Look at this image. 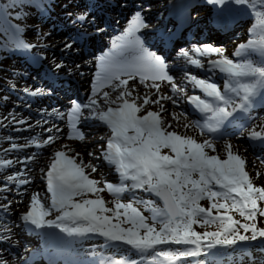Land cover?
Segmentation results:
<instances>
[{"label":"snow or ice","instance_id":"6c2138e0","mask_svg":"<svg viewBox=\"0 0 264 264\" xmlns=\"http://www.w3.org/2000/svg\"><path fill=\"white\" fill-rule=\"evenodd\" d=\"M206 2L224 6L229 0ZM231 2L251 9L256 19L252 29L254 38L247 44L239 45L235 55L243 56L245 52L254 51L264 58V0ZM25 4L43 7L38 0H0V23H7L8 17L12 15L11 9ZM15 18L21 19L19 12ZM72 23L76 28V37L70 36L63 45V49L69 52L79 46L78 37L87 36V28H94L97 33L104 31L97 26L96 19L87 13L76 16ZM13 27L16 31L20 30L18 26ZM148 27L143 16L137 13L125 33L113 44V49H118L119 55L108 53L99 57L101 74L97 77L98 88L107 87L111 92H102V104L101 99L96 98L97 92L94 90L93 98L87 104L74 105L69 121L73 129L70 139H84L76 127L77 122L84 117L82 109L89 110V118L97 119L108 127L110 134L102 155L109 164L115 166L121 183L114 185L104 182L101 187V181L90 178L91 172H95L96 168L82 160L78 162L79 153L68 155L72 150L65 145L63 148L67 151L55 152L46 174L51 206L47 207L38 195H33L28 210L21 217L22 221L38 229L55 227L69 234L97 233L109 241H122L139 252L154 250L158 245L166 244L194 246L154 251L152 264H178L189 257L199 256L204 248L231 247L238 242L264 239V228L257 226V218H264V208L260 207V203L264 202V186L254 184L253 178L246 171V159L234 151L231 143L225 144V158L222 159L219 155L210 154L217 151L212 140L201 141L169 130L172 125L165 122L162 115L165 109L161 101L172 100V97L160 93L161 83L158 82H167L173 93H183L184 89L168 74L165 60L149 52L137 35L141 29ZM16 47L28 49L33 46L18 41ZM192 52L200 57L209 54L221 57L209 63L230 77L222 91L216 83L199 79L195 75L189 76L190 82L209 98L204 99L198 95L187 97L197 110L206 114L205 123L196 124L195 127L200 128L201 135L205 132H217L225 120L238 109L245 110L258 92L264 89V59L256 63L245 58L242 62L234 63L224 55L222 49L211 45L194 47ZM125 53L134 55L129 60ZM180 55L196 67L204 66L200 59L192 57L188 51L182 50ZM55 67L60 69L63 64H56ZM137 75L145 88L155 89V92L143 96L134 94L135 87H130L129 82L135 80ZM40 91L37 89L31 95H37ZM112 93H116L115 97ZM153 96L156 98L153 99ZM172 102L176 103L175 100ZM150 105H159V110H151ZM172 118L179 120L175 114H172ZM184 127L192 126L185 124ZM249 135L254 140L264 141V127L260 131L251 130ZM55 139L49 136L43 141V145L52 144ZM31 145L41 146L33 139L25 145L14 144L12 147ZM13 163L11 160L0 159V168L10 167ZM260 175L257 171L256 179ZM18 176L19 174L8 176L7 180L18 185L27 183ZM124 181L131 183L126 184ZM216 186L220 190H214ZM3 190H7V187L0 189ZM105 190L116 197L113 207H108L103 197L75 199ZM135 190L154 193L163 200L164 206L159 207L153 201H120L122 193ZM205 199L210 202L207 208L200 203ZM134 203H144L154 213L153 220L161 217L160 227L147 223V218ZM0 207L6 208L4 205ZM52 210L60 214L55 219H46ZM232 213L238 214L241 219H236ZM113 220L117 222L114 223ZM65 221L74 226L70 227ZM123 224L131 226L122 227ZM197 224L201 227L215 224L216 230L198 232L194 228ZM0 229L11 231L5 225H0ZM3 239L5 237H0V240ZM0 264H7V261L0 260ZM110 264L135 262L115 260Z\"/></svg>","mask_w":264,"mask_h":264},{"label":"rangeland","instance_id":"374dc122","mask_svg":"<svg viewBox=\"0 0 264 264\" xmlns=\"http://www.w3.org/2000/svg\"><path fill=\"white\" fill-rule=\"evenodd\" d=\"M45 0H38L40 4L43 5ZM137 4L130 8V11L127 13V18L125 24L128 23V20L132 17L131 15H136L139 13L143 16L144 19H148L149 15L153 12L150 9V5L148 1L151 0H135ZM157 0H152V2H156ZM87 3L85 6L87 10H89L90 5H93L94 0H50V6L47 9V13L49 14V20L46 22L39 20V17L34 16L37 15L38 8L35 4H25L16 9H11L10 12L12 15L8 17L7 23H0V159L3 160H11L14 163L7 168H0V189H4L5 186L7 190L0 191V205H4L5 207H0V225H5L11 229V231H4L0 229V237H5V239L0 240V244L2 242L8 240L6 236H9L12 239L10 244H13L15 235H11L13 230L15 231L16 222L19 223V227L22 228L24 226V221H22V215L28 210L31 198L33 195H38L39 198L47 207L51 206V193L48 191V186L45 183L46 174L49 170V167L54 159V154L58 150H66L63 146L66 142L59 136L58 131H55L50 127L48 123L49 112L45 111L43 114V108H39L38 106L32 105L28 100L31 95V92L36 91L37 89L41 90L39 94L40 96H44L43 100L49 103L50 99L47 96L49 92L43 87L44 79H38L34 72H29L26 70L27 63L23 65L21 62V58L19 57V61L16 60L15 57L20 55H24L19 51L18 47H16V43L18 41L23 42L25 44L32 45L33 47L28 48L30 51H34L36 49H42L43 56H46V52L50 55H47V59L49 57H53V63L51 65L55 67L56 64H63V67L67 69V71L71 72L73 75L79 77L81 75H86L88 71L87 66L82 65V62H78V59H69L68 56H74V53L83 50L85 44L83 43L82 36L78 37L79 46L72 51H66L63 49V45L68 37L65 32L66 24L74 19L77 14H75L74 9H77L80 4L77 3ZM203 2V10L193 13V23L197 25V27L201 30H193L191 31L190 40H191V48L188 51L190 55L194 58H198L203 62V67H199L194 69L193 72L189 71L188 66L190 63L185 57H182L180 54V49L178 46L168 54V58L166 60L169 62L168 68L173 69L169 70L172 76H176L178 73L175 72L177 69L175 67H179L183 69V73H181L180 82L176 83L181 88H189L188 91H184V93L176 92L173 93L170 85L162 92V95H168L172 97V100H175L174 104L172 100H164L161 103L164 104L165 111L163 112V116L165 118V122L167 124H171L172 127L169 130L176 131L182 135L192 136L198 140L210 139L216 144L217 151L216 153H210L214 155H219L222 159L225 158L224 146L226 143H231L233 145L234 151H237L242 157L246 159V171L249 172L251 177L253 178V182L256 186H264V141L254 140L250 137L249 133L251 130L255 129L260 131L262 127H264V89H261L256 97L252 100L251 104L246 107L245 110L236 112H241L238 118L247 116V121L239 124L235 127V130L229 131L231 136L214 134L217 132H205L201 135L200 128L195 127L196 124L203 125L204 123H198L197 120L188 112L186 107V99L187 95L194 92V84L190 82L189 76L195 75L197 78L208 80L212 83H216L218 87L223 91L225 83L230 79L227 73H218L216 76L208 73H204L206 63L211 58L219 57L215 54H209L203 57L198 56L196 53L192 52L194 47L203 48L204 46L211 45L216 48H220L224 51V55L232 59L234 63L242 62L243 59L247 58L256 63H259L261 57L259 52L248 51L245 52L243 56H236L235 53L239 49V45L247 44L250 39L254 38V33L252 29L256 24V19L253 11L246 6L235 5L229 0V2L224 6L213 5L209 7V4L206 0H200ZM127 2H124L125 5ZM166 4V0H165ZM222 7L225 10H228L235 17L233 21L229 23L230 27L233 28L232 33L228 34L224 32L221 28L218 30L215 29L216 24L210 19L213 15V8L218 9ZM51 8V9H50ZM207 8V9H206ZM212 8V9H211ZM50 9V10H49ZM206 9V10H205ZM19 12L21 19H16V13ZM151 12V13H150ZM92 12L88 13L91 17ZM81 15V14H80ZM166 16V11L164 16ZM61 19L64 22H61ZM13 26H18L19 31H16V28ZM98 27L103 28L104 30H113L111 32V36H115L119 31V27L116 29L107 28L105 25H97ZM154 26L149 27L147 30H153ZM146 30V31H147ZM145 33V31H142ZM122 33V32H121ZM224 33V34H223ZM100 34L105 35L107 33L101 32ZM59 35L61 36L59 41H54L52 44L49 42V39L52 38L50 36ZM119 35V33H118ZM145 35V34H144ZM67 36V37H66ZM140 36V35H139ZM218 36V37H217ZM50 37V38H49ZM71 37H76V35L72 34ZM220 37V38H219ZM146 39L144 37V40ZM30 41V43H28ZM35 42L36 45L34 44ZM145 44V43H144ZM51 45H56L51 46ZM87 47V46H86ZM107 47L106 44L103 45V49ZM149 51V50H148ZM151 52V51H150ZM15 53V55H14ZM90 58L96 59L93 52L88 53ZM3 56H5L3 58ZM41 58V57H40ZM46 59V60H47ZM85 59V58H84ZM28 64L33 63V60L30 57H27ZM71 61L72 63H69ZM42 62V60L40 61ZM25 66V67H24ZM62 68V67H61ZM76 71V74L74 73ZM96 69H93L91 74L89 75L87 83L82 85V82L75 80L74 81L79 85L80 91L89 88L92 85V80L94 78ZM173 73V74H172ZM46 75V74H45ZM51 77L45 76V79L52 82L55 79H50ZM213 79V81H211ZM42 80V81H41ZM174 81V80H173ZM48 83V82H47ZM53 83H49L51 86ZM90 85V86H89ZM87 88V89H88ZM27 89V91H26ZM144 86L142 88H137L135 86V93L140 96L145 94H152L154 92L148 91ZM60 91H58L59 94ZM187 96V97H186ZM115 97V96H114ZM63 98L57 99L52 103L53 108L59 105H63ZM156 97L154 96V99ZM235 98V97H234ZM68 101L66 102V116L68 117L70 107L72 105L71 96L66 98ZM237 102H239L238 98ZM65 102V101H64ZM84 105V99H82ZM103 104V103H102ZM56 105V106H54ZM151 110H159L158 105H150ZM46 108V107H44ZM55 109H60V107H56ZM235 112V113H236ZM89 110H84V117H82L79 122H77L76 127L79 129V132L83 135L84 139L82 140V145H85L84 153L91 152L94 147L101 146L100 150L102 151L104 145L103 140L106 137L104 130L99 127H95L93 124V119L88 117ZM172 114H175L179 117V120H173ZM253 114V115H252ZM230 118V117H229ZM228 118V119H229ZM228 119L224 121V126ZM23 121V123H21ZM63 124L62 122H59ZM188 124L192 127L185 128L184 125ZM222 127L220 128V130ZM213 134V135H212ZM228 134V133H227ZM49 136L55 137V142L49 145H43V141L46 140ZM35 139L38 143L41 144L40 147L35 145H31L28 147L22 148H13L12 145L22 146L27 144L30 140ZM251 142L255 143L257 148L253 149ZM63 145L60 148V144ZM54 147V149H52ZM7 150V151H6ZM166 151V150H165ZM69 153V152H68ZM74 155L73 153H69ZM92 157L94 161H89L95 168V172H91L90 169H86V171L91 172L90 178L101 181V187L104 182H109L114 185H119L121 180H118V176L115 172L114 168H111L107 164H105L104 157H95L93 154L89 155ZM79 157H83L87 159L88 156H84L79 154ZM88 163V164H89ZM99 169L102 172H99ZM104 169V171H103ZM98 171V172H97ZM259 171L261 173L259 179H256V172ZM100 173V175H98ZM20 180L27 181L24 184H17L15 182H9L7 180L8 176L17 175ZM96 174V176H95ZM108 174V175H106ZM126 184H130L131 181H124ZM214 190H220L218 186L214 187ZM154 193L145 192L143 190H135L126 191L122 193L119 197L120 201L123 203L135 202V201H153L155 205L159 207H163V204L157 200ZM98 197H103V199L107 202L108 207H113V201L116 197L109 193L107 190L104 192L96 193L95 195L89 193L85 197H77L75 199L81 200L84 198L96 199ZM201 205L207 208L209 206V201L207 199L200 201ZM134 206L138 207L142 214L147 218V223L152 220V224L157 228L160 227L159 221L162 219L161 217H157L156 220H153L154 213L145 206L144 203H134ZM260 207L264 208V202L260 203ZM60 213L52 210L51 215L46 217V219H55L57 215ZM150 214V215H149ZM107 215H113V213H107ZM236 219H241L238 214L232 213ZM113 222H117L113 220ZM130 224H123L122 227H130ZM257 226L264 228V218H257ZM194 228L198 232L204 231H215L216 225H209L205 227H201L199 224L194 225ZM24 231V230H23ZM143 230L141 229V232ZM243 231V230H241ZM250 235V233H248ZM89 241V238H87ZM102 238L97 237L95 243L92 246H96L98 242L101 241ZM264 240V239H258ZM106 241V240H105ZM121 242L124 246L120 249V251H110V249H101L98 248L99 251L105 253L104 255L109 257L110 255H126L128 258L127 262H135V264H152V258L154 251L159 250H169L176 249L182 247H194L193 245H175V244H166V245H158L156 249H150L145 252H139L136 249H133L131 246H127V244ZM252 241L247 242H238L235 246H217L213 249L204 248L201 251V254L196 257H189L185 260L178 262V264H213V260L215 263L217 262V257L220 255H227L232 252H239L249 250L252 245H244ZM108 248L110 244L108 241L105 242ZM205 244L207 242H204ZM86 244V243H85ZM263 246L261 244H254V246ZM13 246L2 245L0 246V260L1 254H5L8 257L14 255L10 252ZM261 249V248H259ZM13 250V249H12ZM29 250V247L27 248ZM28 253V252H27ZM23 256V260H27L30 257V254ZM102 259H106L104 256ZM161 259L162 258H158ZM122 260V259H121ZM22 261V260H21ZM123 261V260H122ZM19 261H14L13 264H18ZM103 264V262H100Z\"/></svg>","mask_w":264,"mask_h":264},{"label":"bare ground","instance_id":"6f19581e","mask_svg":"<svg viewBox=\"0 0 264 264\" xmlns=\"http://www.w3.org/2000/svg\"><path fill=\"white\" fill-rule=\"evenodd\" d=\"M124 2H127L125 5H123ZM149 5H150V9L152 10L148 19H144L145 22L149 25V27L154 26V28L152 29H163L164 31H166L167 29V21H170V19H164V13L165 11H167V6L165 5V0H157L156 2H152L148 1ZM136 3L135 0H94L93 3V11L92 8H89V10H87V7L85 6V4H83V6L78 7L77 9H74L75 14L80 15V14H84V13H93L91 17H94L96 19V24H100V25H105L108 29L109 28H113L116 29V27H119V31L123 32L122 34H120L119 37H121L126 29L130 26L131 21L135 19L136 15H131L132 17L128 20V23L125 24L127 13L130 11V8L133 7ZM199 9L200 11L203 10V6L200 2V0H192V5L189 9V13L190 12H195L196 9ZM207 9V8H206ZM205 9V10H206ZM234 16L230 15L229 16V21H233L234 20ZM73 19L68 22L66 24V29L67 31L65 32V34L69 37L72 34L76 35V28L73 27V23H72ZM61 22H64L61 19ZM148 27V28H149ZM146 28V29H148ZM193 29H197L200 30L197 25L193 24L189 29L186 30V32L183 34L185 35L186 33H190ZM216 30H218L217 27H215ZM143 29L140 30V32H142ZM87 37H83L84 40V44H85V48L81 51H78L77 53H74L75 57H71L68 56L69 59H78V62H82V65H85L88 67V69H94L95 67H97V69L99 70V72H101V67H100V60L98 59H93L90 58L91 56L88 55L89 52H91L95 47H98L99 45H101L102 43H110V51H115L116 54H119V50H114L113 49V44L114 42H118V38H116L115 40L112 39L111 36V32L113 30H104L103 32L107 33L105 35L100 34L101 32L97 33L94 28H87ZM201 31V30H200ZM138 32V33H140ZM167 32V31H166ZM155 36L154 31L152 30H147L146 33V37L151 39L153 38L152 36ZM66 36V37H67ZM52 37V38H50ZM49 38V42H51V44L54 41H59L61 36L59 35H54V36H50ZM156 37V36H155ZM162 38L161 37H157V39L155 40L156 44H160L161 43ZM185 40V36H183V39L180 41L182 42V44L184 43ZM51 46H56V45H51ZM87 46V47H86ZM144 47L146 48V45L144 44ZM191 47V45H190ZM147 49V48H146ZM24 51H28V49L24 48ZM165 52H167V50H163ZM108 52V53H109ZM107 53V54H108ZM44 54V53H43ZM46 57L47 55H50L49 53H45ZM126 57L131 60L132 56L134 54L132 53H125ZM53 58V57H52ZM51 57H49V60L45 59V61L39 66V69H36L35 67L31 66L29 68V72H34V75L38 78V79H44L46 82L43 83V87L47 90V92H49L47 94V96L50 99V102L47 103L45 102V100H43L44 96H40V95H34V96H30L29 98V102L32 105L38 106L39 108H43V114L46 115L44 112L47 111L49 112V118H48V123L50 124V127L52 129H54L55 131H58L59 136L63 139V141H65V144H68V148L71 149L72 151H70L69 153H73L74 155L76 153L82 154L84 156H88L87 159H84L83 157H77V161L79 162L80 160H82L85 164H88L89 161H94L92 159V157H90L88 155V152L84 153V149H85V145H82V140H78V139H70L69 137L73 135V129L72 126L70 124V117L66 116V102L68 101L66 98H63V103L65 104H61L59 106L56 107H60V109H55L53 108L52 103H54V101H57V99L60 97V95H66L69 94L71 96L74 97H82L84 99L83 94H87L86 96L88 98H90L91 96H93L94 90H96L97 92V99H101V95L103 91H109L111 92L110 88H103L100 89L98 88V81L97 78L94 80V84L92 86V88H90L89 90L86 91V89H84L83 91H80V87L79 85L74 81L78 80L80 82H82V85L87 83L89 75L92 73L91 71H88L86 75H81L79 77L75 76V75H71L70 72H67L66 67H62L60 69L57 68H53L51 63H53V59ZM85 58V59H84ZM69 63H72L71 61H69ZM24 64V63H23ZM27 70V68H26ZM74 73L76 74V71L74 70ZM46 74V75H45ZM169 74V73H168ZM170 75V74H169ZM182 74H179L178 76H175L174 79H179L181 78ZM45 76H49L52 79H55L58 81V85L53 86V84H51V86L49 85V83H51L49 80L45 79ZM62 76H66L68 77L67 79H64ZM171 76V75H170ZM50 78V79H51ZM122 78H126V77H122ZM42 81V80H41ZM48 82V83H47ZM130 87H135V86H144L143 84L140 83L139 80V76L137 75V78L135 80H131L130 82ZM146 83H152V81H146ZM161 83V89H160V93L164 92V90L167 88L168 83L167 82H158ZM148 91H152L154 92L155 89H151V88H147ZM147 90L145 89L144 92H147ZM58 91L59 94H58ZM116 93H112V96H114ZM57 98V99H56ZM207 99H209L207 97ZM90 100V99H89ZM65 101V102H64ZM88 103V100L85 102V104ZM101 103H103L102 99H101ZM163 104V103H162ZM164 105V104H163ZM46 107V108H44ZM72 108V107H70ZM240 115L235 116L236 122L241 119L238 118ZM59 122H62L63 124H60ZM93 123H97L96 121H94ZM231 127H225L223 129L222 132H226L228 130H230ZM229 134V133H228ZM226 133V135H228ZM232 134H229V136H231ZM63 145L60 144V148ZM101 146L99 145L98 147H94L92 149L93 152H91L89 150V153L93 154L95 157H103L102 151L100 150ZM52 149H54V147H52ZM67 151V149L65 150ZM68 153V154H69ZM104 171V169H103ZM98 172V171H97ZM99 172L101 173L102 170L99 169ZM100 173L98 175H100ZM108 175V174H106ZM96 176V174H95ZM109 183V182H108ZM150 215V214H149ZM21 223V221L19 222ZM19 223L16 222L15 224V231L13 230V232L11 233V235H15L14 237V242L13 244H10L9 241H11L12 239L9 238V236H6V238H8V240H6L5 242L3 241L2 244H0V246L2 245H11L13 246V250L11 249L10 252L13 253L14 251V255L11 256H7L5 254H1V259L5 258V261H7V264H13L14 261H19L18 264H22L21 260H23V256L25 257L26 253L28 252L27 248L29 247V245H31V242H39L37 240H41L43 237H45L46 235L44 234H40V235H35V234H29L28 230H29V226L30 224H26L24 223V226L22 228L19 227ZM149 224H152V220H150L148 222ZM70 226H74L71 223H69ZM47 227H44V229H46ZM24 230V231H23ZM87 235H82L80 237L75 236L74 239L71 235H68L66 238L63 239V241H65L64 243L58 244L61 245L60 247L54 246V244L56 242H58L56 240V242H54V244H49V245H43V249L44 250H52L53 252H55L61 259H68V260H72L73 262H76L78 264H99L100 262L106 263V264H110L111 261H115V256H111L109 257V259L107 260H103L101 258L98 257V253L96 252V248L95 247H91L92 244L86 245L85 243L87 242L86 239ZM12 242V241H11ZM30 242V244H28ZM57 245V244H55ZM123 245L121 244H109V248H115V249H120L122 248ZM69 248V250H68ZM43 249H40L39 251H42ZM78 250L80 253V256H76L73 253H71L72 251ZM70 253V254H69ZM28 254V253H27ZM88 254L93 255V259H91L89 257ZM30 264V263H28ZM37 264H43L42 262H38Z\"/></svg>","mask_w":264,"mask_h":264}]
</instances>
